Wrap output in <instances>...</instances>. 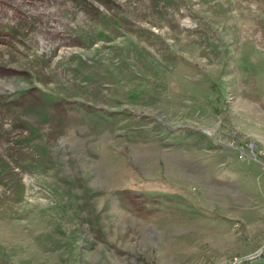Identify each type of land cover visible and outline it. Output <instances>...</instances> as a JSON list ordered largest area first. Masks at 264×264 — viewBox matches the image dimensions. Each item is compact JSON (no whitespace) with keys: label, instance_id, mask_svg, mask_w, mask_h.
Wrapping results in <instances>:
<instances>
[{"label":"rangeland","instance_id":"obj_1","mask_svg":"<svg viewBox=\"0 0 264 264\" xmlns=\"http://www.w3.org/2000/svg\"><path fill=\"white\" fill-rule=\"evenodd\" d=\"M263 164L264 0H0V264H264Z\"/></svg>","mask_w":264,"mask_h":264},{"label":"bare ground","instance_id":"obj_2","mask_svg":"<svg viewBox=\"0 0 264 264\" xmlns=\"http://www.w3.org/2000/svg\"><path fill=\"white\" fill-rule=\"evenodd\" d=\"M35 19H36V17H35ZM42 20H43V23H41L42 22ZM38 21L41 23H39L40 25V27H39V30H38V32L39 33H42L43 35H47V33L50 31V30H52V28L50 27V26H48V24H47V20H44V19H42V17H38ZM46 21V22H45ZM233 261H235V258H233V259H231V260H229V261H227V262H233ZM227 262H225L224 264H226Z\"/></svg>","mask_w":264,"mask_h":264},{"label":"built area","instance_id":"obj_3","mask_svg":"<svg viewBox=\"0 0 264 264\" xmlns=\"http://www.w3.org/2000/svg\"><path fill=\"white\" fill-rule=\"evenodd\" d=\"M258 162L262 163V154L260 153V155L258 156ZM264 166V164H263ZM263 252V253H262ZM262 252L261 255L264 254V244L262 246ZM226 264H248L246 260L242 259V258H237L235 257V261L233 262H227Z\"/></svg>","mask_w":264,"mask_h":264}]
</instances>
